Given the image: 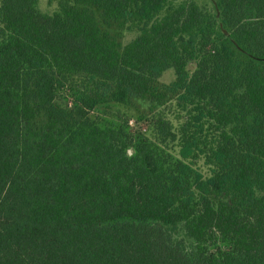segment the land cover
<instances>
[{
  "label": "trees",
  "instance_id": "16d2710c",
  "mask_svg": "<svg viewBox=\"0 0 264 264\" xmlns=\"http://www.w3.org/2000/svg\"><path fill=\"white\" fill-rule=\"evenodd\" d=\"M215 4L0 0V264H264V0ZM135 99L155 138L129 157L88 114Z\"/></svg>",
  "mask_w": 264,
  "mask_h": 264
},
{
  "label": "rangeland",
  "instance_id": "374dc122",
  "mask_svg": "<svg viewBox=\"0 0 264 264\" xmlns=\"http://www.w3.org/2000/svg\"><path fill=\"white\" fill-rule=\"evenodd\" d=\"M183 1V0H180ZM185 2H196L200 6L204 7L209 11H214L216 4L215 0H184ZM60 0H38V6L42 13L53 15L59 9ZM118 30L113 28V33H117ZM138 36L137 32L133 31H122L121 42L125 46L133 39ZM176 75L173 69L164 72L160 78V83L163 85H171L175 81ZM76 97L74 92L69 87L62 88L56 94L55 102L68 110L76 109ZM161 108L158 110L160 111ZM166 115L172 121L174 126L177 128L181 123L184 122L178 111L176 110V104L172 103L166 108ZM155 114L151 111L150 103L147 100L135 99L133 106H123L117 103L102 105L96 107L93 111L88 114V117L95 121L97 124L103 127H108L117 130L122 136L123 140L128 143V156L131 157L134 153V146L140 144L143 141H154V130H153V118ZM44 117L38 119V123L42 124ZM172 152L177 155L178 148L172 149ZM194 167L201 171V173L207 177L210 174L209 168L205 165L203 158L192 162ZM175 239L178 242H182L187 249H190V242L182 231L175 233ZM185 241V242H184Z\"/></svg>",
  "mask_w": 264,
  "mask_h": 264
}]
</instances>
